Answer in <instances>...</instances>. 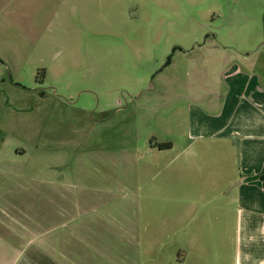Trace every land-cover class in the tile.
<instances>
[{"label": "rangeland", "instance_id": "obj_1", "mask_svg": "<svg viewBox=\"0 0 264 264\" xmlns=\"http://www.w3.org/2000/svg\"><path fill=\"white\" fill-rule=\"evenodd\" d=\"M263 54L264 0H0V222L46 249L16 263L229 264L230 230L190 241L228 142L194 110Z\"/></svg>", "mask_w": 264, "mask_h": 264}, {"label": "crops", "instance_id": "obj_2", "mask_svg": "<svg viewBox=\"0 0 264 264\" xmlns=\"http://www.w3.org/2000/svg\"><path fill=\"white\" fill-rule=\"evenodd\" d=\"M248 55L244 54V59ZM260 58L243 60L250 67L247 70L237 65L234 70L227 68L226 92L221 96L217 110L209 111L202 107L194 110L195 115L208 120L221 116L220 125L211 127L213 132L220 133L209 131V136L219 134L221 140H227L225 143L228 145L232 141L236 148H229L226 144L223 150H212L215 156L212 161L217 163V156L222 154L226 155V164H222L220 174L216 169L214 173L211 171V177L209 173L205 191L200 192L202 195H194L198 199L205 196L206 190L209 192V202L213 207L208 210L207 219L216 220L218 223L214 221L215 224L220 227L212 223L208 229L196 230L190 241L194 243L193 251H202L198 246L201 239L198 235L201 236L203 231L206 234L210 230L220 234L226 232L229 236L227 230H230L232 255L229 264H264V61ZM231 151H235L234 155ZM6 218L8 221L14 219L6 213L0 222V264L42 262L37 256H45L46 249L21 248L13 244L9 234L3 235L5 230H11L5 223ZM47 258L51 264L75 262L74 258L59 254L51 247H48Z\"/></svg>", "mask_w": 264, "mask_h": 264}]
</instances>
